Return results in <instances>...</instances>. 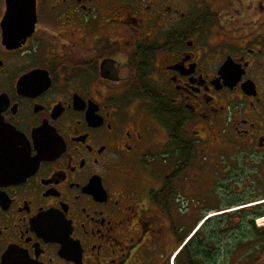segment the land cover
Returning a JSON list of instances; mask_svg holds the SVG:
<instances>
[{
  "label": "flooded vegetation",
  "instance_id": "obj_1",
  "mask_svg": "<svg viewBox=\"0 0 264 264\" xmlns=\"http://www.w3.org/2000/svg\"><path fill=\"white\" fill-rule=\"evenodd\" d=\"M261 218L264 0H0V264H264Z\"/></svg>",
  "mask_w": 264,
  "mask_h": 264
},
{
  "label": "rangeland",
  "instance_id": "obj_2",
  "mask_svg": "<svg viewBox=\"0 0 264 264\" xmlns=\"http://www.w3.org/2000/svg\"><path fill=\"white\" fill-rule=\"evenodd\" d=\"M219 178L216 177V180ZM186 193H193L194 189L192 185L186 182L185 184ZM197 195L194 199H186L187 204L193 206L197 212L202 213L205 212L208 209H218L222 207L228 200H230L233 195L229 194L226 195L225 191L219 192V190H216L215 188H211L210 191H205L204 189H198ZM238 196H234L233 198H237ZM236 205H231L229 208ZM239 207V206H238ZM234 211V210H232ZM218 213V211H217ZM220 213V212H219ZM238 218L235 219L233 214L226 216L228 223V226L226 228L223 227L224 231H228V233L233 237V247L234 252L232 254V257L230 259L231 263L235 261L239 255H241L243 252L248 250L249 248L253 249L254 247L249 245L253 244L255 242L254 239H251L252 237V231L248 230L245 224H243L240 221V213H237ZM264 218H262L259 221H263ZM264 226L259 227L257 231L262 232ZM243 232V233H242ZM238 235L239 238L236 236ZM242 236L245 238L242 239ZM239 240H244L246 242V246L242 245ZM243 246V247H242ZM225 247L222 250V253L224 252ZM230 248L227 247V253ZM222 255L221 257H223Z\"/></svg>",
  "mask_w": 264,
  "mask_h": 264
},
{
  "label": "bare ground",
  "instance_id": "obj_3",
  "mask_svg": "<svg viewBox=\"0 0 264 264\" xmlns=\"http://www.w3.org/2000/svg\"><path fill=\"white\" fill-rule=\"evenodd\" d=\"M213 213H214V212H213ZM261 219H262V218H261ZM261 219H260V220H261Z\"/></svg>",
  "mask_w": 264,
  "mask_h": 264
}]
</instances>
